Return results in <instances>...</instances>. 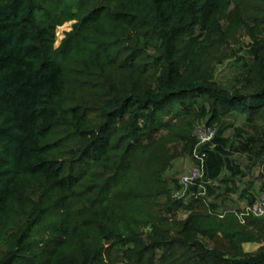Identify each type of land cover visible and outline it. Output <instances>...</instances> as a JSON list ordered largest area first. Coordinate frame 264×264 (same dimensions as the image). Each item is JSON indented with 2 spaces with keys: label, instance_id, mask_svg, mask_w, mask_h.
Segmentation results:
<instances>
[{
  "label": "trees",
  "instance_id": "trees-1",
  "mask_svg": "<svg viewBox=\"0 0 264 264\" xmlns=\"http://www.w3.org/2000/svg\"><path fill=\"white\" fill-rule=\"evenodd\" d=\"M246 38L254 63L226 90L214 73ZM232 115L259 118L234 153L263 162L264 0H0V264H108L109 243L129 264H264L243 249L264 219L174 200L166 178L197 122L217 129L206 180L240 174ZM221 237L232 252L204 243Z\"/></svg>",
  "mask_w": 264,
  "mask_h": 264
},
{
  "label": "rangeland",
  "instance_id": "rangeland-1",
  "mask_svg": "<svg viewBox=\"0 0 264 264\" xmlns=\"http://www.w3.org/2000/svg\"><path fill=\"white\" fill-rule=\"evenodd\" d=\"M236 11L232 8L229 13L222 17L221 21L225 29L228 28L231 19L235 16ZM75 22L69 23L66 28H59L57 30V48L61 45L62 41L66 38V35L73 30ZM63 36V39H60ZM251 41L246 38L242 44L235 48L234 54L230 56L214 73L213 79L215 82L220 84V86L226 90H234L241 86L243 83L244 75L248 72L250 67L254 63L253 53L250 47ZM171 119V116L167 120ZM259 118L255 120L252 126L247 123L245 117L240 115H232L226 117L227 131L225 137L231 140L230 153L232 154L230 158L235 162V167L239 169L240 174L233 175L232 171L226 170L224 175L214 183L211 187V196L209 201L215 203L221 212L237 211L241 213L245 211V208L250 206V201L255 197L259 196L261 193V188L264 184L263 174H264V163L255 158L251 159L246 155L234 153V147H236L240 141L244 139L245 136L239 134L240 129L247 131L249 135L258 136L255 126L259 123ZM214 126L218 127L215 123ZM261 126V123H260ZM165 132L161 129L158 130L156 134L153 135V139L159 138ZM173 155L175 156V161L173 167L166 174V178L170 181L179 180L183 175L188 172L190 156L183 152V146L178 145L173 148ZM230 190L231 192H229ZM251 191V192H248ZM247 195V196H243ZM252 199H251V198ZM166 201L161 200L159 208L161 209V214L165 216ZM188 216L187 212H180L174 217L175 220L179 222H184ZM181 229H178L174 233V238H181ZM150 230L144 231V237L149 243ZM204 243L209 249L219 250L226 253L232 252V248L222 237L216 239L213 242L204 240ZM106 259L108 264H129L123 257V250L120 248H115L112 243L107 245ZM264 250V242L262 244H251L247 246V251L249 254H256L259 251ZM159 253V257H161Z\"/></svg>",
  "mask_w": 264,
  "mask_h": 264
},
{
  "label": "built area",
  "instance_id": "built-area-1",
  "mask_svg": "<svg viewBox=\"0 0 264 264\" xmlns=\"http://www.w3.org/2000/svg\"><path fill=\"white\" fill-rule=\"evenodd\" d=\"M216 134L217 129L215 127H210L204 122L196 123L193 133L196 145L190 155L188 172L179 179L178 187L172 193L174 200L189 201L196 198L209 201L208 190L209 187L214 186V182L206 180L208 161L206 147L213 144ZM238 217L243 224L246 223L247 217L264 219V192L259 194L253 205L238 214Z\"/></svg>",
  "mask_w": 264,
  "mask_h": 264
},
{
  "label": "crops",
  "instance_id": "crops-1",
  "mask_svg": "<svg viewBox=\"0 0 264 264\" xmlns=\"http://www.w3.org/2000/svg\"><path fill=\"white\" fill-rule=\"evenodd\" d=\"M251 192V191H250ZM222 214H225L226 213V211L224 212H221ZM188 216H189V213H188ZM188 216H187V218H188ZM186 218V219H187ZM249 245H251V244H245V245H243V249H244V251L246 252V253H249V251H247V246H249Z\"/></svg>",
  "mask_w": 264,
  "mask_h": 264
},
{
  "label": "clouds",
  "instance_id": "clouds-1",
  "mask_svg": "<svg viewBox=\"0 0 264 264\" xmlns=\"http://www.w3.org/2000/svg\"><path fill=\"white\" fill-rule=\"evenodd\" d=\"M242 212H243V211H242ZM242 212H241V213H242ZM239 214H240V213H239Z\"/></svg>",
  "mask_w": 264,
  "mask_h": 264
}]
</instances>
